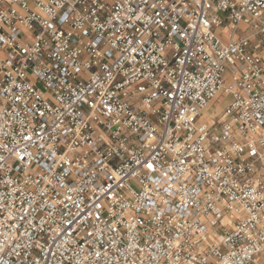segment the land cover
Returning <instances> with one entry per match:
<instances>
[{"label": "built area", "instance_id": "2783aa9c", "mask_svg": "<svg viewBox=\"0 0 264 264\" xmlns=\"http://www.w3.org/2000/svg\"><path fill=\"white\" fill-rule=\"evenodd\" d=\"M0 264H264V0H0Z\"/></svg>", "mask_w": 264, "mask_h": 264}, {"label": "rangeland", "instance_id": "374dc122", "mask_svg": "<svg viewBox=\"0 0 264 264\" xmlns=\"http://www.w3.org/2000/svg\"><path fill=\"white\" fill-rule=\"evenodd\" d=\"M219 100H220V97L216 99L217 102H219ZM219 113H220V110H217L216 115H218Z\"/></svg>", "mask_w": 264, "mask_h": 264}]
</instances>
